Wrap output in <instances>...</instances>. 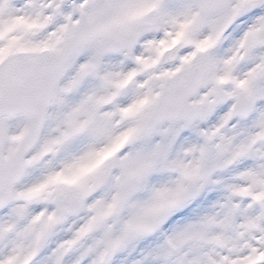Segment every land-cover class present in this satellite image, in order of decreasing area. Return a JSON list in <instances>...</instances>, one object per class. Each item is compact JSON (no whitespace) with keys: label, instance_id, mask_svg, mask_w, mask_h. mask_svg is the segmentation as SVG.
Wrapping results in <instances>:
<instances>
[{"label":"snow or ice","instance_id":"1","mask_svg":"<svg viewBox=\"0 0 264 264\" xmlns=\"http://www.w3.org/2000/svg\"><path fill=\"white\" fill-rule=\"evenodd\" d=\"M0 264H264V0H0Z\"/></svg>","mask_w":264,"mask_h":264}]
</instances>
